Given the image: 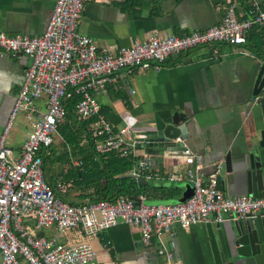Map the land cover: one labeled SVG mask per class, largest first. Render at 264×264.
I'll list each match as a JSON object with an SVG mask.
<instances>
[{
  "label": "built area",
  "instance_id": "built-area-1",
  "mask_svg": "<svg viewBox=\"0 0 264 264\" xmlns=\"http://www.w3.org/2000/svg\"><path fill=\"white\" fill-rule=\"evenodd\" d=\"M90 1L94 0H56L40 35L0 33V52L29 60L21 90L0 135V264H97L89 243L68 244L55 236L35 235L27 224L31 220L35 230L54 228L58 236L70 230H79L84 237L94 236L124 224L138 229L140 241L148 249L154 236L171 232L173 225L187 230L211 219L221 223L225 218L233 221L264 213V193L258 197L226 196L217 188L221 162L203 175L196 165L200 156L186 149V162L194 165L186 174L194 192L182 203L148 204L146 197L139 195L136 200L120 196L114 201L72 204L54 195L44 179L43 153L65 120L64 101L79 96L74 114L79 121L92 120L88 134L97 152L114 151L129 158L150 144L148 136L137 132L128 135L136 120L127 113L121 114L125 126L114 132L100 113L96 95L107 94L108 86L124 75L157 70L167 58L189 49L212 43L240 45L254 29L264 40V9L259 1L247 0L246 8L238 14L237 5L226 0L221 20L204 31L186 36L153 31L145 39L111 53L98 49L93 40L77 31L78 20ZM258 101L255 97L253 104ZM18 114L25 116L30 132L15 152L7 145V134ZM184 142L181 137L173 140L181 147ZM151 165V159L144 155L131 173L136 177L146 174L150 179ZM69 186L58 185L59 191L64 193ZM155 252L164 264H173V253L163 245Z\"/></svg>",
  "mask_w": 264,
  "mask_h": 264
},
{
  "label": "crops",
  "instance_id": "crops-1",
  "mask_svg": "<svg viewBox=\"0 0 264 264\" xmlns=\"http://www.w3.org/2000/svg\"><path fill=\"white\" fill-rule=\"evenodd\" d=\"M232 1L238 14L246 8L247 0ZM258 1L264 9V0ZM55 2L0 0V33L30 37L42 34ZM225 8L226 0H94L86 3L77 31L93 40L98 49L116 53L153 31L176 36L204 31L221 20ZM263 41L257 46L247 36L240 45L212 43L189 49L167 58L157 70L124 75L108 86L107 94L95 96L96 100L101 97L100 102L97 100L100 113L114 132L125 126L121 114L127 113L136 120L130 137L137 132L153 138V132L171 116H184L179 123V126L186 124L184 147L146 145L129 157L132 166L128 174H132L136 162L144 155L151 159L153 176L150 179H146V174L139 176L147 183L146 203L178 204L192 196L194 186L186 174L194 165L186 162V150L200 156L196 165L203 175L221 162V191L226 196H247L243 188L227 180L224 163L227 155L234 160L255 121L261 119V109L253 104L256 96L252 92L264 64ZM28 64L24 56L0 52V135L21 90ZM73 190L69 200L77 202L82 192ZM207 223L215 222L211 219ZM230 223L232 220L225 218L217 233ZM27 224L38 236L55 233L54 228L35 230L32 220ZM206 225L194 224L187 230L173 225L171 232L160 238L154 236L148 249L143 247L138 229L124 224L88 237L73 230L60 239L68 244L89 243L96 252L97 264H164L155 252L160 244L173 253V264H213Z\"/></svg>",
  "mask_w": 264,
  "mask_h": 264
},
{
  "label": "water",
  "instance_id": "water-1",
  "mask_svg": "<svg viewBox=\"0 0 264 264\" xmlns=\"http://www.w3.org/2000/svg\"><path fill=\"white\" fill-rule=\"evenodd\" d=\"M253 96L259 97L261 119L255 121L253 129L245 137L242 149L234 160L227 155L224 168L227 180L233 181L247 192V196L258 197L264 193V64L257 74ZM183 115L174 114L163 122L159 129L149 138L150 144L158 146L181 147L173 143L177 137L185 139L186 128L179 123L184 121ZM132 177L140 185H147L142 177ZM221 175L217 178V188L221 190ZM213 264H264V213H255L252 217L233 220L232 223L217 233L221 223H206Z\"/></svg>",
  "mask_w": 264,
  "mask_h": 264
},
{
  "label": "trees",
  "instance_id": "trees-1",
  "mask_svg": "<svg viewBox=\"0 0 264 264\" xmlns=\"http://www.w3.org/2000/svg\"><path fill=\"white\" fill-rule=\"evenodd\" d=\"M248 37L257 46L263 41L261 33L256 29ZM78 100L79 96L73 95L63 102L65 120L58 126L52 145L43 153V174L47 186L54 195L72 204L98 200L114 201L120 196L133 200L139 195L146 197L148 187L139 185L132 177H123L131 169V158H122L114 151L99 153L95 150L93 140L88 134L92 120L79 121L75 117L74 110ZM56 134L62 140V147L55 144ZM57 162L65 163L66 168L60 172L59 179L56 174L53 175V182L50 167ZM74 162L79 164L75 165ZM58 185L70 186L63 193L59 191ZM74 188L82 192L80 199L77 202L64 199ZM90 189L92 193H88Z\"/></svg>",
  "mask_w": 264,
  "mask_h": 264
},
{
  "label": "rangeland",
  "instance_id": "rangeland-1",
  "mask_svg": "<svg viewBox=\"0 0 264 264\" xmlns=\"http://www.w3.org/2000/svg\"><path fill=\"white\" fill-rule=\"evenodd\" d=\"M97 100H98V102H100L101 97L97 96ZM29 130H30L29 125L27 124L24 116L22 114H18L13 119L12 124H11V127L9 129V132L7 134V144H9V146L12 147V148L20 149V147L23 144V137H24L25 133H27ZM2 131H1V133H2ZM54 139H55V144H58L57 145L58 147H62V145H61L62 140H61V138L58 137L57 134L55 135V138ZM65 168H66V164L65 163H60V162L54 163L52 165V168L50 167V170H51L50 173L52 174L53 182L55 181V177H54L55 174L57 175V179H59L61 177L59 175V173L60 172H63V170ZM44 171H45V177H46V168H45ZM73 191L72 190L69 191L68 194H67V196H65L64 199L69 200L70 198H72ZM46 230H49V229H46ZM70 231H73V230H70ZM45 233H47V232H45ZM68 235H70L69 231H67L65 234H63V236H58L56 234V232L53 235H51V236H55L59 240L61 237H62L61 239H63V237H67ZM51 236H49V237H51ZM61 239L59 241L60 242H64V241H61Z\"/></svg>",
  "mask_w": 264,
  "mask_h": 264
}]
</instances>
